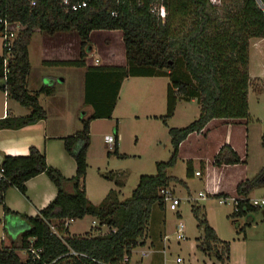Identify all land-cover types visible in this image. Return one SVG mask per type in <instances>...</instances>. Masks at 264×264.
Wrapping results in <instances>:
<instances>
[{"label":"trees","instance_id":"obj_1","mask_svg":"<svg viewBox=\"0 0 264 264\" xmlns=\"http://www.w3.org/2000/svg\"><path fill=\"white\" fill-rule=\"evenodd\" d=\"M35 1L32 5L31 0H0V35L5 31L17 33L11 49L3 43L0 90L30 109L27 115L10 113L0 118V130L19 129L47 118L39 99L41 95L54 94L55 86L44 85L32 92L27 85L31 72L29 45L36 30L51 38L76 34L74 37L80 42L78 58L43 62L85 67L84 104L92 111L79 115L81 129L63 137L66 151L76 161L74 176L66 177L51 166L45 152L35 146L30 147L27 155L3 157L0 206L6 215L21 218L27 229L19 246L0 247V264H124L125 258L129 261L133 250L144 244L153 206L159 204L165 209L161 190L176 180L167 175L166 169L176 163L181 144L191 134L203 132L214 119L242 123L250 119V40L264 38V0H232L233 7L224 3L215 5L210 0H87L88 6L77 11L70 10L62 0ZM155 8L164 9L166 16L160 17ZM216 9L224 14L218 15ZM100 30L121 31L116 35L123 51L111 50L109 57L100 54L97 58L90 57L93 47L89 51L87 48L91 34ZM138 76L170 79L166 113L154 118L168 128L174 148L172 157L167 162H157L156 174L141 175L129 198L121 200L120 191L112 188L99 204H93L86 192L91 124L96 119L112 118L124 80ZM180 100H195L200 114L185 127H170L168 121ZM113 134L115 144L107 156L126 158L128 155L120 152L118 122ZM239 163H247V154L241 157L228 143L213 157V164L219 167ZM41 173L57 187L56 197L35 216L10 209L5 200L7 190L16 187L25 194L26 182ZM116 174L109 172L102 176L113 181ZM187 175L193 176L191 163ZM115 184L120 187L123 183L115 180ZM261 186H264V165L256 176L237 185L234 196L242 200L238 202L239 211L231 214L235 221L258 210L248 203V198L252 190ZM192 213L203 233L198 248L213 254L221 264H228L230 242L218 237L197 202L192 205ZM86 216L96 218L109 231L71 235L70 222ZM247 225L240 226L238 233ZM19 250L27 252L26 260L21 259Z\"/></svg>","mask_w":264,"mask_h":264},{"label":"rangeland","instance_id":"obj_2","mask_svg":"<svg viewBox=\"0 0 264 264\" xmlns=\"http://www.w3.org/2000/svg\"><path fill=\"white\" fill-rule=\"evenodd\" d=\"M210 1L215 5H222L223 3L231 5L232 0ZM216 13L220 16L224 14L221 9H218ZM116 33H121V31L100 30L92 32L90 45L87 48L89 51L90 47H93L89 51L90 57L97 58V54L109 57L111 50L121 53L123 44ZM74 35L76 34H59L51 38L36 30L33 33L29 52L34 71L58 68L56 71H60L59 74L67 76V82L58 83L57 98L50 97L51 100H46L49 104L51 101H55L51 110L53 112L57 110L56 105L66 101L64 98L65 91H70L72 103L70 112L79 119V115L86 111V105L83 104V100H85L83 85L85 67L44 64L43 62L45 54L50 57H46V60H51V58H78L80 42L76 40ZM107 40L110 43H107ZM261 41L260 38L250 40L249 70L253 78L250 87L251 116L247 123L241 122L238 126H234L231 131L236 145L241 150L244 146L243 156L245 157L246 154L248 156V163L243 166V171H247L248 178L256 176L264 164V145L262 142L264 135V93H257V90L264 91V43ZM2 43L3 37L0 35V51L2 50ZM169 82L168 77L157 76L125 79L112 118L96 121L93 124L90 148L91 161L88 162V189L91 192L89 199L93 204H99L111 187L120 191L121 200L129 198L138 185L141 175L156 174L157 162H167L172 157L174 148L168 128L160 119L153 116L166 113V93ZM45 97L47 96H41L44 104H46ZM199 114L200 106L196 101L180 100L174 116L168 121V125L177 128L185 127L194 121ZM117 122L122 135V151L128 155L126 158H118L115 155L107 156V152L111 149L105 140V135H114ZM221 125L212 128L206 132V135L196 133L187 139L180 150L176 163L166 169L167 175L176 178L171 182V187L176 189V195L182 200L179 212L170 209L165 210L159 204L154 205V212L151 214L146 235L148 239H156V248L152 247L153 253L148 256H142V250L148 249V245L138 248L133 253L130 264H141V258L144 259V264H212V261H214L213 264H221L217 259H211L209 255L193 248V241L202 235V231L197 227V219L192 213V205L196 199L201 206H205V214L210 224L219 228L222 239L230 242V258L235 251L238 255L250 254L255 264H264L263 211L251 212L235 221V218L231 216L233 207L230 204H220L219 199L221 197L211 196L206 191V175L203 173L202 176L189 177L187 175L190 163L194 165L196 170L201 171L202 164L206 160L211 161L216 154L219 143L226 140L227 134L229 136L230 130L221 127ZM80 127L81 124L78 128ZM72 128L70 130H74ZM72 132H76V130ZM109 172L117 173L113 181L102 176V173L107 174ZM235 172L236 170L230 171L229 175L233 176ZM237 172L239 171L237 170ZM211 177L214 178L215 176L211 175ZM115 180L121 181L122 186L117 187ZM183 181L188 186L182 183ZM103 186L106 188L104 192ZM173 191L175 192L174 189ZM200 191L208 194L207 197L200 198L198 196ZM261 195L262 192H255L252 198H260ZM93 220H95L94 224H92ZM179 221L185 224L184 240L177 239L176 230ZM247 222L250 225L245 226V229L238 233V228L246 225ZM99 227L101 226L96 218L87 216L84 220L76 221L71 227V231L83 233L90 229L89 232L92 231L94 235L109 231L108 227L102 226L100 231L96 232ZM2 229L0 222V235ZM246 233L247 239L243 240L242 237L243 235L246 236ZM164 235L167 237L164 238ZM19 242L21 243V239ZM155 249L158 251H154ZM19 251L21 259L26 260L27 252ZM178 257L182 258V262H177ZM129 261L127 259L124 264L126 262L129 264Z\"/></svg>","mask_w":264,"mask_h":264},{"label":"crops","instance_id":"obj_3","mask_svg":"<svg viewBox=\"0 0 264 264\" xmlns=\"http://www.w3.org/2000/svg\"><path fill=\"white\" fill-rule=\"evenodd\" d=\"M253 39H255V38H252L251 41ZM260 40H262L261 42L264 43L263 38H260ZM2 50H3V46H2ZM2 50L0 51V54L2 53ZM29 54H30V52H29ZM44 57H45L44 60H46V57L50 58L46 54L44 55ZM56 59L57 58H51V60H56ZM66 59H74V58H66ZM56 70H58V68H49V69L46 68V70L34 71L32 65H31V72L29 74L28 82H27L28 89L32 92H35V91H38L44 85H47V86L53 85V86H55V92H54V94L45 97V101L51 100L52 98H57V96H58L57 95L58 83L63 84L65 82H67L68 79H67L66 75L59 74L60 71H56ZM85 73H86V69L84 72V82H83L84 91H85ZM138 77H144V76H138ZM152 77H155V76H152ZM157 77H163V76H157ZM252 79L253 78L251 77V80ZM59 81H61V82H59ZM122 87H123V84H122ZM261 93H264V91ZM250 95L251 94H250V89H249V97H248L249 98V110H251ZM41 96L39 99L40 104L46 109L47 114H48L46 119L41 120L35 124L24 126L22 128H19V129H1L0 130V164L2 163L3 157L5 155H27L29 153L30 147L35 146V147H38L39 149H41L45 152L47 162L51 166L58 168L66 177H72L76 174V161H75L74 157L71 156L66 151L65 146H64L63 137H66L68 135L75 133L72 131H75V130L78 131L79 129H81L82 124L80 123L79 119H77L76 115L73 116L70 112V106L72 107V103H71V99H70L71 92L65 91L64 98H66V101H62V103H60V104L58 103L56 105L57 110H54V112L51 110V106H53V103L55 101H51L50 104L47 103V101H46V104H44ZM166 96H167V93H166ZM50 97H52V98L50 99ZM47 98H49V99H47ZM84 99H85V95H84ZM55 100H57V99H55ZM84 101L85 100H83V104H84ZM63 102H66V104H63ZM193 102H195V100H193ZM73 108H76V106H73ZM88 111L89 112L92 111V108L90 106H86V112H88ZM10 113L13 115H16V116H23V115L29 114L30 109L28 107L22 106L21 104H19L15 100L9 99L7 93L0 90V118H3ZM153 116L156 117L157 115H153ZM160 116H162V115H160ZM103 119H108V118H101V119L94 120L91 124V130L93 129V124L96 121H101ZM240 123L241 122H239V121L228 122V121L221 120V119H214L207 125L206 129L203 132H201V134L206 135L207 134L206 132H209L212 128L220 127V124H222L221 127H225L227 130H230V134H229V136L227 134L226 140H223L222 142L219 143V146L217 147L216 153L218 152V150L220 149V147L223 144L228 143L237 151V153H239V155L241 157H244L243 156L244 146H243V149L241 150L239 148V146L236 145V143L234 142L233 134L231 132L233 127L238 126V124H240ZM80 124H81V127L78 128ZM71 127H73L72 129H74V130H70ZM194 134H196V133L191 134L187 139H189ZM108 136H114V135L106 134L105 140ZM262 139H263V137H262ZM185 141L181 144L180 150L183 148ZM121 142H122V135H121V132L119 130L120 152L124 153L122 151ZM91 145H92V136H91ZM91 145H90V148H91ZM90 148H89L88 153H87V161L88 162L91 161ZM247 158H248V156H247ZM247 163H248V161H247ZM246 164L239 163V164L223 165V166L219 167V166H215L213 164V158H212L211 161L206 160L205 163L202 164V166H201L202 172L200 170H196L194 168V165L192 164L193 176H202V173H203V175H206L205 189L209 195L215 196L217 194L224 193V194H229V195L233 196L236 194L237 185L241 181L248 178L247 177L248 174L246 173L247 171H243V166H246ZM233 170H236V172L238 170L239 172H237V173L235 172L233 176L229 175L230 171H233ZM196 171H200V175H196L195 174ZM211 175L215 176L216 178L215 177L212 178ZM171 177H174V176H171ZM182 183H185V182L183 181ZM26 186H27V191L25 194H23L21 191H19V189H17L16 187H11L7 190V193L5 196L6 204L13 211H17L19 213H25V214L30 215V216H35L39 212V210H41L45 206H47L57 195V187L55 186V184L51 181V179L45 173H41V174L31 178L30 180H28L26 182ZM170 187H171V185H170ZM68 189L71 190L70 187ZM103 189H104L103 190V192H104L106 190V188H104V186H103ZM111 189H112V187H111ZM172 189L175 190V193L177 192L174 187ZM86 192H87V197L89 199L91 196V192L88 189V173L86 176ZM200 192H202V191H200ZM255 192H262V195L260 197H264V186H261V187H258V188H255L254 190H252L249 194V197L252 198L253 194ZM198 195H199V193H198ZM196 202H197V204L200 205V203L198 202L197 199H196ZM202 207L204 208V212H205V206H202ZM165 210H167V209H165ZM153 212H154V206L152 209V213ZM177 212H179V210ZM85 218H83V220ZM80 220H82V219L73 220L70 222L69 232L71 235H82V234L89 232L90 229L85 230L83 233H74L71 231V227H73L74 223L76 221H80ZM94 221L95 220L92 221V224ZM0 222H1V225L3 228L1 235H0V247L3 244H5L6 246H9V245L19 246L20 245L19 241L21 239V235L27 229L25 222L17 216L6 215L2 206H0ZM209 223H210V221H209ZM249 225H250V223H249ZM213 228L215 229L218 237L221 240L225 241L224 239H222V234L219 231V228H217L215 225ZM165 236H167V235H164V238H165ZM202 238H203V233L199 238H196V240L193 241V248L194 249L200 250L198 248V244H199L198 239H202ZM246 239H247V233H246V238L243 240H246ZM145 245H148V249L142 250V256H148L149 254L153 253L151 248L152 247L156 248V246H155L156 245V239L155 240L148 239L147 235H145L144 244L141 243L138 247H136L133 250L132 255L134 252H136V250L138 248H142ZM154 251H158V249H155ZM234 252H233L231 258L229 259L230 263H228V264H255V261L251 258L252 256L250 254H243V255L239 254L238 255L236 252L234 254ZM19 253H20V251H18V254ZM205 254L209 255V257L211 259L212 258L216 259L213 254H209V253H205ZM131 260H132V256H131V259L129 261V264H130ZM140 263L144 264L143 258H141ZM213 263H214V261H212V264ZM209 264H211V263H209Z\"/></svg>","mask_w":264,"mask_h":264},{"label":"built area","instance_id":"obj_4","mask_svg":"<svg viewBox=\"0 0 264 264\" xmlns=\"http://www.w3.org/2000/svg\"><path fill=\"white\" fill-rule=\"evenodd\" d=\"M62 3L64 5H66L70 10L72 11H77L79 9L85 8L88 6V1L87 0H62ZM31 4L35 5L36 1L35 0H31ZM155 10H157L158 14L160 15V17L164 18L166 16V12L164 9H157L155 8ZM16 32L15 31H5L2 34L3 37V43L4 46L8 49H11L12 47V43L14 38L16 37ZM106 141L109 145L110 149H113V146L115 144V138L114 136H108L106 138ZM196 175H200V171H196L195 172ZM161 195L163 197V202H164V207L165 209H170L172 211H178L180 206H181V198H179L176 193L173 191V189L171 187H166L163 188L161 190ZM200 198H205L207 197V194L204 192H199L198 195ZM242 200V198L236 197V196H223L219 199V203L224 205V204H230L233 207V212H238L239 211V207H238V202L239 200ZM248 203L257 208L261 211L264 212V197H260V198H248ZM240 220V219H238ZM95 222H93L94 224ZM69 224V222H66V225ZM54 232H56V229H54ZM177 239L178 240H184L185 239V224L182 221H179L177 224ZM167 236H165L166 238ZM34 253H36L35 250H33ZM127 259H125L126 261ZM177 262H182V258L178 257L177 258Z\"/></svg>","mask_w":264,"mask_h":264}]
</instances>
